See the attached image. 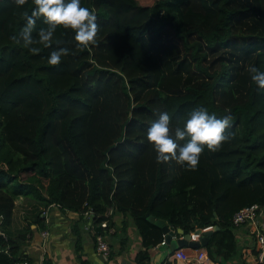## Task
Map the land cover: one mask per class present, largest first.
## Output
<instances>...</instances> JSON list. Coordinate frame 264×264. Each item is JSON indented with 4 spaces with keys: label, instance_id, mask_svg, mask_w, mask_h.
I'll use <instances>...</instances> for the list:
<instances>
[{
    "label": "trees",
    "instance_id": "obj_1",
    "mask_svg": "<svg viewBox=\"0 0 264 264\" xmlns=\"http://www.w3.org/2000/svg\"><path fill=\"white\" fill-rule=\"evenodd\" d=\"M81 6L97 15L95 45L77 47L75 33L58 26L51 47L34 45L41 51L32 54L10 37L19 36L33 0L23 7L0 0L1 229L8 230L15 200L28 231L29 224L43 225V212L55 204L75 215L78 246L89 215L92 238L117 229L125 236L132 224L139 237L135 264H149L147 248L163 236L152 215L183 232L216 225L204 247L211 260L226 264L237 254L233 212L252 202L264 206V92L246 70L264 71V0H81ZM42 27L43 17L34 38ZM58 47L72 54L51 66ZM198 107L217 118L230 110L227 132L235 137L216 152L204 146L196 170L157 164L150 125L166 111L173 128L183 127ZM24 239L21 226L13 236L0 235V264L21 257ZM256 249L254 241L250 264Z\"/></svg>",
    "mask_w": 264,
    "mask_h": 264
},
{
    "label": "clouds",
    "instance_id": "obj_2",
    "mask_svg": "<svg viewBox=\"0 0 264 264\" xmlns=\"http://www.w3.org/2000/svg\"><path fill=\"white\" fill-rule=\"evenodd\" d=\"M28 0H14L18 7H23ZM34 7L31 14H24V26L19 36L12 35L10 39L17 44L23 42L32 54H39L41 49L34 45L41 44L51 47L54 33L58 26L71 29L75 35L77 47L88 48L97 43L96 36L99 30L95 10L81 6V0H33ZM43 17L47 27L38 30V38L32 33L36 30L37 19ZM60 44L61 41H56ZM71 53L68 47H58L51 51L48 64L58 67L62 57ZM251 81L257 86L258 92H264V71L255 65L247 67ZM227 114L217 118L210 114L205 107L194 108L189 114L183 127H172V117L168 112H161L147 130V140L153 145L157 164L175 161L189 170H196L204 146L211 152L219 151L225 142L232 140L235 133L227 132L232 127L234 116L230 110ZM129 119H132L131 113Z\"/></svg>",
    "mask_w": 264,
    "mask_h": 264
},
{
    "label": "crops",
    "instance_id": "obj_3",
    "mask_svg": "<svg viewBox=\"0 0 264 264\" xmlns=\"http://www.w3.org/2000/svg\"><path fill=\"white\" fill-rule=\"evenodd\" d=\"M43 216L44 224L36 228L33 224H29L31 230L28 231L24 225L26 221L19 215V207L15 200L8 230L4 231L6 237V234L13 236L20 226L25 230V239L20 244L19 250L22 253L21 257L26 258L30 264H135L134 254L139 248V237L135 233L132 224L127 226V235L125 236H122L121 229H117L115 232L117 234L114 236H110L107 233L103 235L96 233L94 238H92L85 230L86 224L90 222L89 215L85 223H80L78 246L75 240L76 232L72 230V218L75 217L72 212L67 213L59 209L55 204H50L46 207ZM113 218L116 225L119 226L121 216L115 214ZM176 228L174 229V237L180 235ZM44 229H47V234L43 236L41 231ZM256 229L264 230V206L255 214L252 220L243 225L238 232H234L237 240V254L226 260V264H250L248 261V249L253 245V231ZM110 231H112V228H110ZM175 231L179 235L176 236ZM97 235L107 243L108 251L105 254L96 250ZM75 246L79 249L76 250ZM161 246L165 248V253L158 251ZM3 250L7 251L6 248ZM108 252L110 253L109 256ZM166 254H168L167 244L160 245L158 242L147 248L146 257L143 259H148L149 264H174ZM213 264L218 263L213 261Z\"/></svg>",
    "mask_w": 264,
    "mask_h": 264
},
{
    "label": "built area",
    "instance_id": "obj_4",
    "mask_svg": "<svg viewBox=\"0 0 264 264\" xmlns=\"http://www.w3.org/2000/svg\"><path fill=\"white\" fill-rule=\"evenodd\" d=\"M263 207V206H262ZM258 203L252 202L248 205L242 206L235 210L231 216V223L234 225L233 229L237 232L243 225L253 219L255 214L262 208ZM44 213V212H43ZM0 223H1V214H0ZM105 225V222L101 223ZM211 225L200 228L205 229ZM190 238L195 239L198 235V232H194V230L189 231ZM41 234L44 236L47 234V229L41 231ZM0 235L5 237L4 231L0 227ZM175 235V234H174ZM256 242V256L253 264L255 262H264V230H255L253 231V242ZM159 244H166L163 236L159 241ZM95 247L97 251L101 253H106L108 251V246L106 241L101 238L99 235L96 236ZM169 258L173 261L174 264H213V260L208 256L206 249L204 246L198 247H186L180 246L173 249L170 253H168ZM13 264H30V262L24 258L19 257L14 260Z\"/></svg>",
    "mask_w": 264,
    "mask_h": 264
},
{
    "label": "water",
    "instance_id": "obj_5",
    "mask_svg": "<svg viewBox=\"0 0 264 264\" xmlns=\"http://www.w3.org/2000/svg\"><path fill=\"white\" fill-rule=\"evenodd\" d=\"M89 218H91V215L89 216ZM148 219L154 220L156 224L160 225L163 238L167 244V253H170V251L180 246H186V247L204 246L212 230L217 227L216 225H211L208 228L201 230L200 228H196L194 229V232H198V235L195 239H191L190 233L183 232L181 228H176V230L180 233V235L174 237L173 227L171 225L165 224L163 219L160 218L154 219L152 215H148Z\"/></svg>",
    "mask_w": 264,
    "mask_h": 264
},
{
    "label": "rangeland",
    "instance_id": "obj_6",
    "mask_svg": "<svg viewBox=\"0 0 264 264\" xmlns=\"http://www.w3.org/2000/svg\"><path fill=\"white\" fill-rule=\"evenodd\" d=\"M138 1L142 2V3H150L152 0H138ZM12 208H13V206H12ZM11 212H12V210H11ZM233 230H234L233 232H235V233L237 232L235 229H233ZM252 243H254L253 238H252ZM158 251L165 253V248L163 246H161Z\"/></svg>",
    "mask_w": 264,
    "mask_h": 264
}]
</instances>
